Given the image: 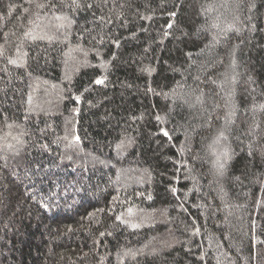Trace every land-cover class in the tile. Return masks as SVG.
Listing matches in <instances>:
<instances>
[{
    "label": "trees",
    "instance_id": "trees-1",
    "mask_svg": "<svg viewBox=\"0 0 264 264\" xmlns=\"http://www.w3.org/2000/svg\"><path fill=\"white\" fill-rule=\"evenodd\" d=\"M0 264H264V0H0Z\"/></svg>",
    "mask_w": 264,
    "mask_h": 264
}]
</instances>
